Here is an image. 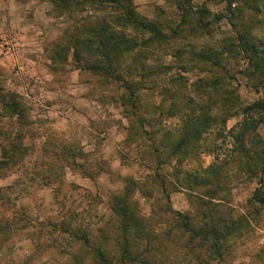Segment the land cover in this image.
Masks as SVG:
<instances>
[{
	"label": "rangeland",
	"instance_id": "1",
	"mask_svg": "<svg viewBox=\"0 0 264 264\" xmlns=\"http://www.w3.org/2000/svg\"><path fill=\"white\" fill-rule=\"evenodd\" d=\"M61 1L0 0V264H102L94 244L111 261L120 242L115 198L126 200L158 236L147 256L151 264H264V203L258 200L264 198V152L257 146L264 143V116L248 110L262 92L240 48L226 53L229 40L238 44V34L246 33L264 49V0L238 17L211 0H134L136 13L171 38L149 49L141 45L151 36L117 25L108 5ZM106 27L138 44L123 56L126 84L99 77L75 57L78 30L95 43L92 33ZM190 44L220 58V67L190 61L184 51ZM213 79L235 92L237 109L179 157L175 147L185 126L182 107L170 113L171 95L181 90L176 103L183 108L193 100L221 116V89L203 95V87L198 99L199 86ZM216 167L220 183L206 173ZM197 177L210 184H191ZM206 211L234 224L222 257L189 252L187 236L175 230L174 214H190L201 228L213 223L199 215ZM68 230L86 232L92 241L73 240ZM147 247L142 241L141 251Z\"/></svg>",
	"mask_w": 264,
	"mask_h": 264
},
{
	"label": "trees",
	"instance_id": "2",
	"mask_svg": "<svg viewBox=\"0 0 264 264\" xmlns=\"http://www.w3.org/2000/svg\"><path fill=\"white\" fill-rule=\"evenodd\" d=\"M133 1L134 0H82L81 5H86L89 3L91 7L96 6L98 8L104 7L105 4L108 5V9H112L118 14V18L115 19L117 25H120L124 29L130 28L137 34H149L151 36L146 42H143L141 47H147L149 49L154 47V44L156 43L161 44L170 41L171 38L162 34V32L153 24V22L143 19L136 13L133 7ZM211 1L226 4L231 15L233 17H238L240 16L241 12H243L244 8L258 10L259 8L257 4L262 0ZM60 3L72 6L78 5L79 2L77 0H63ZM239 3H242L243 7L242 5L237 7L236 4ZM234 5L235 9L233 8ZM199 14L201 17H204L205 14H207V11H199ZM201 23H203L202 18L199 20V24ZM83 32L84 30H78L75 36V38L78 39L76 40L77 44H74L75 46L73 47L75 49V57H77V59L82 62L87 69L93 71L99 77H107L110 80H115L116 82L126 84L125 79L121 75V64L124 54L128 55L135 51L138 47L134 37H129L123 31L118 32L117 30L111 29L110 27H106L101 32L94 31V33H92L96 38L95 43H93L92 39L88 38L83 40V38H81L83 37ZM236 40L238 41V44H233L231 43L232 40H229L230 44L226 48V53L239 54L241 50V52L246 55L250 67L247 74L254 81L253 85L257 91L262 92L261 99L250 106L248 110L257 115L264 116V49L254 43L253 37L250 33L238 34V38ZM237 46L240 48V50L237 48ZM188 48H190V52L189 50L187 51ZM193 48L194 47H192L190 44L186 50H184L186 53L192 55V59L190 61L193 63L196 62L198 65L211 64L220 67V58L213 54H210L209 56L208 53L203 51L195 52ZM183 69L186 70L185 67ZM148 72L151 75L156 73V71L152 69L148 70ZM222 83L223 82L221 80L219 81L213 79L210 82H203V85L199 86L200 89L204 87V91L202 89L197 90L199 95L198 99L201 100V91H203V95L205 93L215 94L219 93L221 89L220 94L223 95L221 100V116L210 115L211 110H209V108L205 107L201 102L197 103L193 100H190L188 102L189 105L183 108L182 103H176V101L183 98V96H180L183 95L181 90H177L171 95L173 106L171 107L170 113L174 112L175 114L177 112L175 110L182 107L180 115L185 126L183 133L180 135L179 144L175 147V154L179 157L189 153V149L195 147L203 135L206 134L212 126L217 124L219 121L225 123L229 117L233 115V111L237 109L238 98L235 92L233 90H229L227 87H224ZM206 90H209V92H206ZM210 99H212V96H210ZM247 134L248 133L246 132H244V134L241 133L239 137L242 138V141H245L244 136ZM257 146H262L261 150L264 152L263 142L260 141ZM245 152L246 151H242V153ZM249 155L250 154L246 153V157L249 158L247 166L254 171V169H252L255 166L253 165L254 159L252 157L250 158ZM262 159L263 158L261 157L260 160ZM249 163H252V165ZM206 173L207 176L211 178V180L214 179L220 183L221 169L218 167L210 168L206 171ZM195 180L196 181H192L191 184H196L199 186L202 185L205 187L210 184V181H208V179L205 177H197ZM185 181H187V186H189V179ZM258 200L261 203H264V198L260 197ZM125 201L126 200L115 198L114 207L112 208L114 213L120 219V226H118V231L120 234V242L117 246L118 252L114 257L111 258L110 261L106 258V253L102 250L101 246L98 247L96 244H94L95 247L93 246L92 250L97 252V257L100 259L102 264H151L147 260V256L150 252H152L150 246L151 243H153V241L156 240L158 236L153 233L154 231L149 229L147 221L144 218L138 216L136 212L132 210L127 203H125ZM207 212L208 211L202 212L199 215H201L204 219L212 220L214 219V214L217 213L213 211ZM174 215L177 217L175 230H179L183 236H187L188 242L186 244V248L189 252L200 248L202 250L208 251L211 254L212 259L216 257H222L225 241L236 234L231 228L234 225L231 222V218L227 220L222 218L218 221L212 220L213 223L206 222L201 228H196L193 225V217L190 214ZM67 233L71 236V239L76 241H80L82 239L85 244L87 241H92L86 232H82V235H80L78 230H74L72 232L68 230ZM171 233L172 231L170 234ZM83 236L87 237L85 238ZM142 241L148 243L147 249L143 252L141 251Z\"/></svg>",
	"mask_w": 264,
	"mask_h": 264
}]
</instances>
